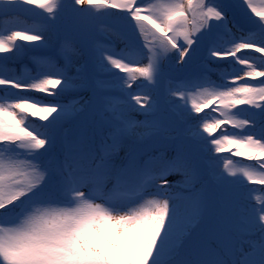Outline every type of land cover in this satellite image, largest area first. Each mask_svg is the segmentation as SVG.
<instances>
[{"label": "snow or ice", "instance_id": "1", "mask_svg": "<svg viewBox=\"0 0 264 264\" xmlns=\"http://www.w3.org/2000/svg\"><path fill=\"white\" fill-rule=\"evenodd\" d=\"M21 13L40 23L0 31V264H264V6L0 0Z\"/></svg>", "mask_w": 264, "mask_h": 264}, {"label": "trees", "instance_id": "2", "mask_svg": "<svg viewBox=\"0 0 264 264\" xmlns=\"http://www.w3.org/2000/svg\"><path fill=\"white\" fill-rule=\"evenodd\" d=\"M244 15L242 13L236 12V13H232L231 14V20L233 23L236 24L235 27H232L230 25V27H232V31L236 34V35H240L242 33V31L244 30V28H247L248 25L244 22L243 19ZM40 23V18L33 16L31 13H21L19 15H13L10 18H3L0 17V31H9L11 29L14 28H31V27H36L38 26ZM27 44V42H24ZM252 55H257V54H252ZM239 67V66H238ZM30 69L27 70L28 73H30ZM230 82V80H229ZM191 102V100H189V103ZM244 106H238V108L236 109V111H239L240 108H242ZM205 111H210L208 109H206ZM247 116L246 112H240V115L237 117V119L239 118H244ZM228 131H236L239 132V129H232L230 126H228L227 128ZM220 130H217L216 135L219 134ZM221 156H229V153H223V154H219ZM233 165L236 168L242 167L244 164H246L247 162L244 160V158H236L233 157ZM226 160H223L220 162L221 164V168H223V164L226 163ZM240 179H245L243 177H240ZM247 187L249 188H256V191L252 193V198L255 200V198L257 196H264V192H261L259 190L260 186H256V185H252L250 183H247Z\"/></svg>", "mask_w": 264, "mask_h": 264}, {"label": "rangeland", "instance_id": "3", "mask_svg": "<svg viewBox=\"0 0 264 264\" xmlns=\"http://www.w3.org/2000/svg\"><path fill=\"white\" fill-rule=\"evenodd\" d=\"M152 2H156V0H152ZM165 2H167V0H165ZM253 4L257 7H261L264 6V0H252ZM37 11H40L39 9H37ZM243 15H245L244 13H242ZM250 15V14H249ZM253 17L255 19H258V17H255V15L253 14ZM39 18V17H38ZM185 71L187 70V68L184 69ZM181 70L178 69L175 65V60H171L169 62L168 68H167V72L172 74L173 76H178V72H180Z\"/></svg>", "mask_w": 264, "mask_h": 264}]
</instances>
